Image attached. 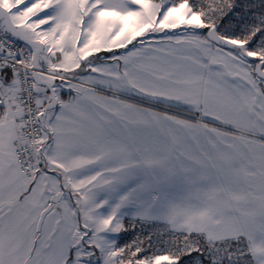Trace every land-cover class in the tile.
<instances>
[{
	"label": "snow or ice",
	"instance_id": "6c2138e0",
	"mask_svg": "<svg viewBox=\"0 0 264 264\" xmlns=\"http://www.w3.org/2000/svg\"><path fill=\"white\" fill-rule=\"evenodd\" d=\"M0 264H264V0H0Z\"/></svg>",
	"mask_w": 264,
	"mask_h": 264
},
{
	"label": "built area",
	"instance_id": "2783aa9c",
	"mask_svg": "<svg viewBox=\"0 0 264 264\" xmlns=\"http://www.w3.org/2000/svg\"><path fill=\"white\" fill-rule=\"evenodd\" d=\"M135 236V233L129 234L125 236V242L130 241L131 239H133V237Z\"/></svg>",
	"mask_w": 264,
	"mask_h": 264
},
{
	"label": "crops",
	"instance_id": "0c3cea01",
	"mask_svg": "<svg viewBox=\"0 0 264 264\" xmlns=\"http://www.w3.org/2000/svg\"><path fill=\"white\" fill-rule=\"evenodd\" d=\"M121 243L122 244L125 243V237L121 240Z\"/></svg>",
	"mask_w": 264,
	"mask_h": 264
}]
</instances>
